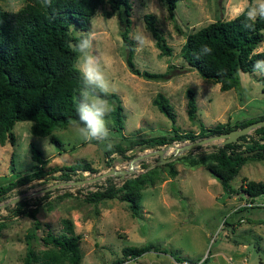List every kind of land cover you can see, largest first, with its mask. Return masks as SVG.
I'll use <instances>...</instances> for the list:
<instances>
[{
  "label": "rangeland",
  "instance_id": "1",
  "mask_svg": "<svg viewBox=\"0 0 264 264\" xmlns=\"http://www.w3.org/2000/svg\"><path fill=\"white\" fill-rule=\"evenodd\" d=\"M25 1L0 0V7L16 10ZM128 3L134 65L139 69L164 71L169 64L172 65L170 74L163 79H148L130 72L125 64V46L119 34L117 15L104 16L106 3L96 8L89 20L88 34L95 37L94 54L111 64L107 76L111 92L118 96L122 106L121 129H114L110 116L106 119L115 142L124 147V152L114 151L106 156L102 145L82 141L74 131L75 120L52 130L60 139L58 145L50 142L47 136L31 134L29 120L14 122L15 144H0V188L32 170L41 168L43 175L14 185L0 195L4 197L2 202L27 193L0 207V264H23L24 235L30 230L33 231L31 245L34 252L31 262L37 263L42 258V251L53 247L46 230L53 234L62 231L61 219L64 217L70 219L73 231L79 235L76 264H113L117 259H121L120 264H180L167 252L159 251H148L135 258L123 257V246L146 243L164 246L173 254L198 262L206 257L204 264H264V194L250 201L241 192L226 193L203 164L190 166L182 158L183 155L199 157L212 151L219 139L159 164L155 163L157 154L146 156L123 178L105 175L94 181L59 183L96 175L110 166L125 168L132 155L164 147L166 143L148 145L142 142L147 136L171 134L170 120L151 103L157 91L167 97L175 114L173 125L180 131L196 132L199 125L196 121L208 126L218 121L231 123L255 118L264 113V80L259 78H264V72H239L238 92L235 88L220 90L217 82L199 76L179 55L185 33L217 17L229 18L247 3L251 7L255 0H177L171 18L161 0H128ZM144 12L155 15L156 25L171 47L169 55L160 54L154 45L152 35L144 27ZM71 31L79 32L74 28ZM139 32L147 37L143 45L134 39ZM255 50H264V36ZM187 86L195 91L196 97V115L192 120L186 114L184 90ZM187 141L171 142L179 145ZM243 141L239 139L240 143ZM29 142L41 150L44 161L31 158ZM11 152L13 168L9 161ZM171 152L169 146L163 157ZM76 160L86 162L90 169L62 168ZM167 162L175 168L174 175L168 173ZM150 164L157 166L160 177L141 188L139 216H132L126 201L119 197L97 201L84 199L89 191L104 185L107 177L119 186L125 178L143 172ZM243 179L264 181V157L246 158L230 178L229 185L236 189ZM19 200L36 207L35 219L15 214V203ZM226 215L227 221L223 222ZM62 264L71 263L64 261Z\"/></svg>",
  "mask_w": 264,
  "mask_h": 264
},
{
  "label": "trees",
  "instance_id": "2",
  "mask_svg": "<svg viewBox=\"0 0 264 264\" xmlns=\"http://www.w3.org/2000/svg\"><path fill=\"white\" fill-rule=\"evenodd\" d=\"M165 4L167 15L173 17V10L177 0H161ZM107 4L103 11L109 17L117 15L119 34L125 46V64L128 70L136 75L148 79H163L170 74V66L164 71H149L137 68L132 60L134 42L129 36L130 5L128 0H52V6H44L43 0H26L16 10H7L0 7V144L8 142L13 145L16 141L12 131L14 122L29 120V132L34 135L47 136L48 140L60 144V139L52 133L56 127L65 126L68 121L76 120V106L79 101V89L83 78L74 62L77 54L69 46L76 43L81 37L88 35L89 20L96 8ZM249 7L244 8L229 18L217 17L193 31L184 35L179 48V55L183 61L194 68L199 76L218 83L220 90L235 88L239 90V72L257 70L254 65L257 61H264V50H255L264 36V19H258L252 29L244 27V16L241 15ZM144 27L154 39V45L162 55H169L171 47L167 44L162 32L156 25L155 15L144 12L142 15ZM78 29L77 34L71 29ZM208 44L213 51L210 55L197 58L200 47ZM261 80L264 78L259 77ZM186 97V114L192 120L196 115L195 91L187 86L184 90ZM113 105L110 114L114 129L122 127V106L118 96L111 92L107 97ZM154 104L171 122V134H157L142 138L148 145H162L170 141H192L197 138L218 134L233 127H240L256 119H264V113L255 118H246L229 123L218 121L205 126L199 123L198 130H178L173 125L175 114L167 97L157 91L151 98ZM239 139H244L243 143ZM30 156L37 162H42L41 150L32 142L28 143ZM241 146H243L241 148ZM213 150L199 157L183 155L185 162L194 166L203 164L220 183L226 193L241 192L249 200L264 194V181L244 180L234 189L229 180L238 171L240 165L248 157H264V126H257L251 132L242 134L235 141L215 144ZM114 151L124 152V147L115 142V146L108 150L103 146L107 156ZM245 151H250L243 153ZM9 161L13 168V153ZM108 160L105 159V162ZM168 173L174 175L176 170L169 162ZM144 166V165H142ZM40 168V167H39ZM68 170L73 168L90 169L86 162L76 160L70 165L63 166ZM92 170V169H91ZM43 175L41 168L19 175L5 187L0 188V195L14 185L27 183L34 177ZM66 178H69L64 173ZM160 177L157 166L146 168L137 175L125 178L116 186L110 177L106 183L89 191L84 199L97 201L103 198L119 197L126 201L132 216H139L141 212V188L152 184ZM4 197L0 196V200ZM15 214L29 216L35 219L36 207L25 205L24 200L15 203ZM63 230L53 234L46 230L48 241L53 247L42 251V258L35 264H62L68 261L71 264L78 262L77 240L79 235L73 231L69 218L61 219ZM227 221V215L223 222ZM35 230V229H34ZM33 231H26L24 235L25 252L23 264H33V249L31 237ZM123 257L135 258L148 251L167 252L175 260H186L189 264H204L206 257L201 261L173 254L166 247L146 243L138 246L125 245L121 249ZM117 259L113 264L119 263Z\"/></svg>",
  "mask_w": 264,
  "mask_h": 264
},
{
  "label": "clouds",
  "instance_id": "3",
  "mask_svg": "<svg viewBox=\"0 0 264 264\" xmlns=\"http://www.w3.org/2000/svg\"><path fill=\"white\" fill-rule=\"evenodd\" d=\"M43 3L46 7L52 6V0H43ZM241 15L244 16V27L252 29L258 19H264V0H255ZM134 39L139 45H143L147 37L139 32ZM94 45L95 37L91 33L69 45L77 54L75 66L83 78L76 106L77 119L73 122V128L82 141H94L111 150L115 146V139L106 119L114 110L107 98L111 93L107 76L111 64L105 58L94 54ZM212 51L211 46L203 44L197 58L210 55ZM254 67L258 72H264V61H257Z\"/></svg>",
  "mask_w": 264,
  "mask_h": 264
},
{
  "label": "water",
  "instance_id": "4",
  "mask_svg": "<svg viewBox=\"0 0 264 264\" xmlns=\"http://www.w3.org/2000/svg\"><path fill=\"white\" fill-rule=\"evenodd\" d=\"M197 125L200 123L199 121H196ZM257 126H264V119H256L253 120L251 122L246 123L245 125H242L240 127H233L231 129H229L228 131L222 132V133H218V134H211V135H206L200 138H197L195 140L192 141H187L184 142L182 144H175L173 142H168L166 143V145L164 147H157L155 149L149 150V151H145L142 153H137L132 155L127 162V166L125 168H120V169H116L114 168V166H110L107 170L98 173L96 175L90 176V177H85V178H81V179H77V180H73V181H61L59 183H82V182H88V181H94L100 177H103L105 175H116L119 178H123V176L126 173H130L133 170V167L135 165L136 162H138L139 160L143 159L146 156L152 155V154H157V159L155 160L156 164L165 162V161H169L181 154L186 153L187 151L191 150L194 147H197L199 145H202L206 142L215 140V139H219V142L217 144H223L225 142H231V141H235L236 138L242 134H246L249 133L250 130H252L253 128L257 127ZM172 147V152L169 156L167 157H163V153L164 151L169 147ZM250 151H245L243 153H247ZM152 166V164L148 165L147 167ZM58 184V183H56ZM27 193H22L16 197H12L8 200H4L2 202H0V207L5 206L6 204L15 202L17 199L26 196Z\"/></svg>",
  "mask_w": 264,
  "mask_h": 264
},
{
  "label": "built area",
  "instance_id": "5",
  "mask_svg": "<svg viewBox=\"0 0 264 264\" xmlns=\"http://www.w3.org/2000/svg\"><path fill=\"white\" fill-rule=\"evenodd\" d=\"M115 264H120V263H115ZM180 264H189L186 260H181Z\"/></svg>",
  "mask_w": 264,
  "mask_h": 264
},
{
  "label": "crops",
  "instance_id": "6",
  "mask_svg": "<svg viewBox=\"0 0 264 264\" xmlns=\"http://www.w3.org/2000/svg\"><path fill=\"white\" fill-rule=\"evenodd\" d=\"M14 144H15V143H14ZM14 144H13V145H14Z\"/></svg>",
  "mask_w": 264,
  "mask_h": 264
}]
</instances>
